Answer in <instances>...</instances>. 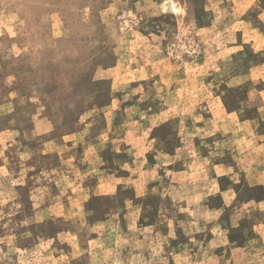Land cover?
<instances>
[{"label":"rangeland","instance_id":"rangeland-1","mask_svg":"<svg viewBox=\"0 0 264 264\" xmlns=\"http://www.w3.org/2000/svg\"><path fill=\"white\" fill-rule=\"evenodd\" d=\"M240 9L238 0H0V264H264L262 208L254 222L206 212L204 224H172L166 216H189L181 202L195 197L130 188L147 166L136 162L135 115L166 113L159 134L173 149L214 94L244 99L250 84L230 73L247 54L235 45ZM255 191L238 200L256 203Z\"/></svg>","mask_w":264,"mask_h":264},{"label":"crops","instance_id":"crops-1","mask_svg":"<svg viewBox=\"0 0 264 264\" xmlns=\"http://www.w3.org/2000/svg\"><path fill=\"white\" fill-rule=\"evenodd\" d=\"M238 1L241 18L236 23L242 27V32L235 45L241 46L247 54L242 57L239 70L230 73L232 78L243 79L250 84L243 92L244 99L233 102L224 98L222 93L214 94V100L204 106L208 114L205 117L202 115L203 122L180 125L173 149L171 134L165 138L159 134L168 122V119L159 122L166 113L146 112L147 121H143L140 114L135 115V130L141 133L140 126L143 125V138L135 143L136 162L144 158L147 166L141 176L136 173V180L131 181L130 188L143 196L150 192H165L170 202L177 200L180 191L195 197V200H190L182 193V209L191 210V213L187 216L183 212L182 218H177L179 220L167 215L168 223L181 222L186 226L204 224L206 212L220 222H228L238 214L245 213L248 220L254 222L256 208L258 211L262 208L264 220V195L251 204L238 200V192L244 188L255 195L259 187L264 194V0ZM192 131L196 133L189 135ZM175 163L179 164L177 168ZM208 163L211 168L205 172L203 169ZM171 165H174L172 174L168 170ZM239 165L242 168H238ZM154 174L165 183L149 180ZM174 205L177 204H169L168 207ZM261 234L264 236V228ZM196 236L192 235L194 238ZM228 241L232 243L229 236ZM222 252H227V248Z\"/></svg>","mask_w":264,"mask_h":264}]
</instances>
